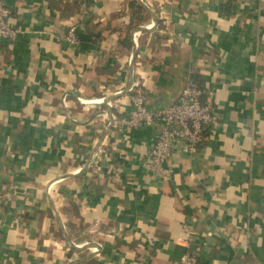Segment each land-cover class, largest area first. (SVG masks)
I'll return each instance as SVG.
<instances>
[{
  "label": "crops",
  "instance_id": "crops-1",
  "mask_svg": "<svg viewBox=\"0 0 264 264\" xmlns=\"http://www.w3.org/2000/svg\"><path fill=\"white\" fill-rule=\"evenodd\" d=\"M4 1L0 264H172L183 244L195 264H264V0ZM188 73L213 118L158 175L160 125L103 111L126 113L130 81L161 109Z\"/></svg>",
  "mask_w": 264,
  "mask_h": 264
},
{
  "label": "built area",
  "instance_id": "built-area-1",
  "mask_svg": "<svg viewBox=\"0 0 264 264\" xmlns=\"http://www.w3.org/2000/svg\"><path fill=\"white\" fill-rule=\"evenodd\" d=\"M9 12V6L4 0H0V39H14L18 33V28L8 20ZM62 39L72 46L78 45L75 24L66 27ZM125 90L128 94L126 113L113 116L110 111L104 110L103 113L108 118L107 124L132 129L142 123H158L160 128L147 150L146 159L150 170L158 175H168L171 172L168 163L173 144L178 142L177 149L194 153L204 139V130L214 114L209 100L210 91L188 73L175 100L150 112L143 103V90L134 81H130ZM106 104L109 105V102L106 101ZM10 195L11 191L0 185V205L8 201ZM182 246L183 250L172 264H195L194 252L187 244Z\"/></svg>",
  "mask_w": 264,
  "mask_h": 264
},
{
  "label": "trees",
  "instance_id": "trees-1",
  "mask_svg": "<svg viewBox=\"0 0 264 264\" xmlns=\"http://www.w3.org/2000/svg\"><path fill=\"white\" fill-rule=\"evenodd\" d=\"M128 5L129 6H131V7H133L134 8V10L135 11H143V8H142V6L136 1V0H131V1H129L128 2ZM191 76L195 79V80H197L198 82H200L199 80H198V78L193 74H191Z\"/></svg>",
  "mask_w": 264,
  "mask_h": 264
}]
</instances>
